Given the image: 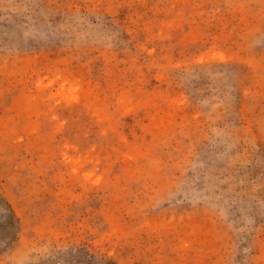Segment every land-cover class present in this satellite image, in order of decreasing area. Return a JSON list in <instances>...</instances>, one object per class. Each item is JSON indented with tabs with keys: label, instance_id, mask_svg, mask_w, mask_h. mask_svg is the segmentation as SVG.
Listing matches in <instances>:
<instances>
[{
	"label": "rangeland",
	"instance_id": "obj_1",
	"mask_svg": "<svg viewBox=\"0 0 264 264\" xmlns=\"http://www.w3.org/2000/svg\"><path fill=\"white\" fill-rule=\"evenodd\" d=\"M0 264H264V0H0Z\"/></svg>",
	"mask_w": 264,
	"mask_h": 264
}]
</instances>
